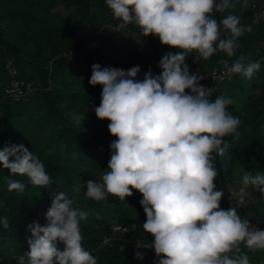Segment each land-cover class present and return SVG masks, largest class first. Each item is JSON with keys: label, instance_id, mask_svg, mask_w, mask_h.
Listing matches in <instances>:
<instances>
[{"label": "clouds", "instance_id": "9594fccd", "mask_svg": "<svg viewBox=\"0 0 264 264\" xmlns=\"http://www.w3.org/2000/svg\"><path fill=\"white\" fill-rule=\"evenodd\" d=\"M106 3L123 24L135 23L143 36L155 35L163 45L182 51L164 55L159 62L162 73L154 76L149 71L143 80L136 79L139 66L127 71L92 66L89 83L102 86L95 114L110 121L109 132L118 139L110 144L111 158L102 182L89 180L86 197L99 202L108 194L124 200L133 196L132 189L142 194L140 203L147 217L143 229L154 241L137 242L141 250L135 253L137 259H144L140 243L150 241L158 264H250L240 245L251 251L264 250V230L241 217L236 207H220L224 192L216 190L214 181L219 173L212 155L225 152L222 138L238 136L241 121L227 111L232 100L226 95L210 99L212 88L200 83L203 77L190 74L185 61L192 52L198 53L197 62L218 50L234 56L240 46L238 38L251 32V26L241 25L234 14L219 22L213 18V12L226 11L231 0ZM222 29L227 30L225 38H221ZM245 60L240 56L231 67L223 61L229 77L235 73L251 79L259 71L258 62ZM0 165L12 175L28 177L34 186L53 184L43 163L23 144L9 143L0 150ZM249 185L264 193V174H244L241 204ZM24 190V183L8 180V191ZM52 195L46 224L34 221L27 225L32 237L28 239L30 251L20 257L19 264H25V257L27 264H98L82 246L80 222L87 220L88 213L73 207L74 201L65 192ZM2 223L5 229L10 227L6 217ZM111 231L123 233L126 229L116 226ZM105 239L109 242L103 241L104 246L111 238ZM58 242H63L64 250L58 248ZM233 253L239 255H230Z\"/></svg>", "mask_w": 264, "mask_h": 264}, {"label": "trees", "instance_id": "16d2710c", "mask_svg": "<svg viewBox=\"0 0 264 264\" xmlns=\"http://www.w3.org/2000/svg\"><path fill=\"white\" fill-rule=\"evenodd\" d=\"M27 1L32 0H0V150L9 143L23 144L43 163L53 184L46 188L34 186L28 177L12 175L0 165V264L18 263L20 257L30 251L28 239L32 237L27 225L34 221L42 226L46 224L45 214L56 191L65 192L74 201L73 207L88 213L87 220L80 222L82 246L97 258L98 264H151L144 259H137L135 255L137 251L141 252L137 242L151 238L143 229L147 217L140 203L143 199L141 193L132 189L133 196L124 200L110 194L99 202L83 199V189L89 180L102 182L101 178L108 171L111 158L110 144L118 139L109 132L110 121L100 120L95 114V107L101 103L102 86H92L89 80L94 64L125 71L139 66L141 71L137 80H143L149 71L154 76L160 75L161 58L167 53L175 54L182 50L171 48L164 53L165 46L159 37L154 36L150 39L149 53L141 64L124 65L113 51L108 53L112 65L96 63L92 61L91 54L102 55L103 50L110 48L109 43L115 37L139 26L134 25L119 34L106 30L98 32L108 23L106 0H63L74 12L63 27L55 25L53 17L48 14L51 5L45 13H32L22 10L21 4ZM51 1L54 4L55 0ZM98 7H101L99 13L96 11ZM228 14L238 16L241 25H250L252 28L251 32H245L238 38L240 46L235 55L229 57L218 50L209 59L197 62L198 53L192 52L188 53L185 63L190 74H195L196 68L207 74L216 67H225V60L231 67L240 56L246 57L245 63L259 61L260 69L251 79L235 74L229 82L200 83L205 88H212L210 99L221 95L230 98L232 104L227 106V111L241 121L237 129L238 136L222 138L225 152L212 154L213 164L219 173L214 181L216 190L224 192L220 207L224 210L236 207L241 217H247L251 225L264 228V193L249 185L245 188L250 192L249 199L244 200L243 204L235 198H229L233 183L240 182L241 187H244L245 173L264 174V60H261L264 55L257 52L258 44L264 38V23L253 20L245 1L231 0V6L226 11H214L212 15L219 22ZM16 33L20 36L42 37L47 42L53 37L63 39L69 51L66 56L70 60L66 56L61 57L59 50L46 49L41 44H35L33 54L25 58L20 55V48L9 39ZM226 35L227 30L222 29L221 38ZM91 40L101 45L94 52L87 47ZM88 53L91 54L87 56ZM9 59L17 69L18 79L38 82L39 85L35 93L19 101L4 97V87L10 81L4 67ZM186 91L191 94V90ZM253 93L258 94L254 96ZM76 116L82 118L80 123L72 121ZM9 179L24 183L25 190L22 193L8 191ZM5 217L10 225L8 229L3 227ZM110 224L126 229V232L113 234ZM106 237L111 240L104 246L102 243ZM151 239L154 241V238ZM65 247L63 242H58L61 251ZM122 248L124 251H121ZM240 248L249 260L264 264L262 250L251 251L243 243Z\"/></svg>", "mask_w": 264, "mask_h": 264}, {"label": "rangeland", "instance_id": "374dc122", "mask_svg": "<svg viewBox=\"0 0 264 264\" xmlns=\"http://www.w3.org/2000/svg\"><path fill=\"white\" fill-rule=\"evenodd\" d=\"M245 1V0H244ZM243 1V2H244ZM250 0H247V3H249ZM51 5V8L48 10V14L53 17L52 21L55 23V25H61L63 27V24L68 20L69 15L73 12V8L69 7L66 2L63 0H55L54 4L51 0H32L27 1L26 3L21 4L23 6V11H30L32 13H45L46 8H48ZM92 9H94L92 7ZM101 10V7L96 8V11L99 13ZM120 33V32H119ZM118 33V34H119ZM110 34V33H108ZM155 35L145 37L142 34V30L140 27H137L131 31H128L127 34H123L122 36L115 37L114 41L110 44V48H106L103 50L102 55L97 54H91L88 53L87 56L91 54L92 61L100 64H108L112 65V61L108 58V53L110 51H113L114 55L121 59L123 61L124 65L128 64H134L138 65L141 64L147 55L149 53V44L151 37H154ZM9 39L12 41L13 44H15L18 48H20V55L27 58L28 55L33 54V51L36 49L35 44H41L46 49L48 48H55L59 50L61 57L68 56V50L66 49V41L63 39L59 40L56 37H53L52 40L47 42L44 38L40 37H32V36H20L19 33H16L12 38L9 37ZM159 39V38H158ZM160 41V39H159ZM165 46V45H164ZM87 47L90 48L92 52L94 50L99 49L101 47L100 43L96 40H91L87 43ZM172 47L165 46L164 47V53H167ZM24 51V53H22ZM101 53V52H100ZM66 56V57H67ZM68 60H70V57H67ZM126 60V61H124ZM76 59H74V63L76 64ZM13 67L12 60H7L5 67ZM5 71L7 72V68H5ZM9 67V68H10ZM15 68V67H13ZM16 69V68H15ZM17 70V69H16ZM0 80V85H1ZM38 83V82H37ZM37 89L39 86H36ZM258 93H253L254 96H256ZM74 123H80L82 121L81 117H74L72 120ZM241 183L235 182L233 183L231 190H230V199H237L238 202L241 200ZM87 188L83 189V199H90L87 198L85 195ZM250 192L247 189H244V192L242 194L243 200L247 201L249 199ZM255 226V225H254ZM110 229L113 230L116 228L114 224H110ZM260 230H264V228L256 226ZM147 233V232H146ZM147 235L151 238H154L151 234L147 233ZM15 264H19L15 263Z\"/></svg>", "mask_w": 264, "mask_h": 264}, {"label": "built area", "instance_id": "2783aa9c", "mask_svg": "<svg viewBox=\"0 0 264 264\" xmlns=\"http://www.w3.org/2000/svg\"><path fill=\"white\" fill-rule=\"evenodd\" d=\"M251 12H252V18L255 22H262L264 23V5L257 3L254 0H250L249 3H247ZM107 5V3H106ZM108 6V5H107ZM107 20L108 23H106L103 27H101L98 32L102 30L119 33L120 31L127 30L130 27L136 25L135 23H129V24H123V22L116 18L112 12V10L108 7L107 9ZM89 32H91L89 30ZM257 52L262 53L264 55V38L259 42L257 47ZM261 60H264V56L261 58ZM259 62V61H258ZM10 67V66H9ZM6 67L7 73L10 76L9 83L4 87V97L19 101L25 97H28L29 95H32L35 93L38 89L36 86H39L38 83L34 82H25L23 80H20L17 78V70L13 67ZM195 74L199 75L200 77H203L201 81L210 82L212 84H221L224 82H229L233 79L234 74L229 77L227 74L226 67L222 68H214L210 73L203 74L199 72L198 68H196ZM200 81V82H201ZM109 242V239L104 240V244H107ZM143 244L148 245L147 248L142 247ZM152 242L150 241H144L140 243V246L142 248V253L144 254V259L147 262L155 263L157 261V255L155 253L154 247H152ZM264 252V250H262ZM230 255H238V254H230ZM250 264H257L250 260Z\"/></svg>", "mask_w": 264, "mask_h": 264}, {"label": "water", "instance_id": "95a60500", "mask_svg": "<svg viewBox=\"0 0 264 264\" xmlns=\"http://www.w3.org/2000/svg\"><path fill=\"white\" fill-rule=\"evenodd\" d=\"M234 1H236V2H243L244 0H234ZM254 1H256L259 4L264 5V0H254Z\"/></svg>", "mask_w": 264, "mask_h": 264}]
</instances>
